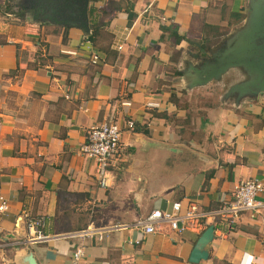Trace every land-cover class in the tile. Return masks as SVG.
I'll use <instances>...</instances> for the list:
<instances>
[{
	"label": "crops",
	"instance_id": "obj_1",
	"mask_svg": "<svg viewBox=\"0 0 264 264\" xmlns=\"http://www.w3.org/2000/svg\"><path fill=\"white\" fill-rule=\"evenodd\" d=\"M6 1L0 7V195L7 203L0 213V264H66L79 242L28 244L24 215L43 216L51 234L89 223L124 225L99 240L84 239L78 264H239L246 255L264 264V213L232 223L192 221L181 233L161 224L141 235L132 224L174 200L180 212L187 204L208 210L240 181L264 182V91H230L245 79L237 68L203 84L193 72L244 26L248 0H88L85 32L33 20V9L10 11ZM85 37L90 47L80 44ZM148 101L158 106L145 107ZM103 121L116 122L121 134L106 187L99 188L93 160L78 152L88 126ZM209 225L212 236L201 247L206 259L188 262Z\"/></svg>",
	"mask_w": 264,
	"mask_h": 264
},
{
	"label": "built area",
	"instance_id": "obj_2",
	"mask_svg": "<svg viewBox=\"0 0 264 264\" xmlns=\"http://www.w3.org/2000/svg\"><path fill=\"white\" fill-rule=\"evenodd\" d=\"M80 44L90 47L91 42L87 37L81 39ZM74 53V51H67ZM92 62L97 61V55L90 53ZM127 106L128 101L121 102ZM145 107L158 106L157 103L148 101L144 103ZM123 125L130 129L132 127L131 118L123 121ZM121 134V126L114 121H103L95 125L91 124L85 131L84 140L79 147V154L93 160L94 178L99 188L106 187L107 166L111 165V159L118 152ZM6 200L0 195V213L6 210ZM264 213V182L260 179L250 178L237 183L229 197L215 207L208 210H201L194 204H187L180 212L179 204L176 200L170 202L168 210L152 209L146 215L135 219L132 224L136 226L141 235L153 233L161 224H166L172 231L181 233L187 229L190 222L206 224L209 219L220 218L227 223L234 222L239 216L247 215L254 218L258 214ZM23 224L27 232L24 242L28 244L41 243L49 239H78L79 242L73 246L66 264H78L84 256V239L95 237L99 240L107 231L117 229L120 224H109L94 226L89 223L83 228L67 231L63 233L51 234L44 232L45 219L43 216L22 217ZM239 264H260L255 261L251 255H246Z\"/></svg>",
	"mask_w": 264,
	"mask_h": 264
},
{
	"label": "water",
	"instance_id": "obj_3",
	"mask_svg": "<svg viewBox=\"0 0 264 264\" xmlns=\"http://www.w3.org/2000/svg\"><path fill=\"white\" fill-rule=\"evenodd\" d=\"M45 1V0H43ZM62 5L52 7L45 15L49 19L58 20L59 25H69L87 30L88 0H60ZM231 42L222 50L212 52V60L204 62L193 70L197 77L195 83L203 84L212 77L220 75L228 68L243 71L245 79L233 84L229 90L239 95L254 94L264 91V0H248V13L244 26L239 28L231 37ZM212 236V226H207L198 236L191 248L188 262L196 263L206 259L207 252L201 247Z\"/></svg>",
	"mask_w": 264,
	"mask_h": 264
},
{
	"label": "flooded vegetation",
	"instance_id": "obj_4",
	"mask_svg": "<svg viewBox=\"0 0 264 264\" xmlns=\"http://www.w3.org/2000/svg\"><path fill=\"white\" fill-rule=\"evenodd\" d=\"M25 3L27 4L28 9H33V14L36 13V16L33 15V20L36 21H43V19L50 20L54 23H56L58 20L54 19H49L45 13L49 11L47 9V4L43 2V0H25ZM27 10V9H26Z\"/></svg>",
	"mask_w": 264,
	"mask_h": 264
},
{
	"label": "trees",
	"instance_id": "obj_5",
	"mask_svg": "<svg viewBox=\"0 0 264 264\" xmlns=\"http://www.w3.org/2000/svg\"><path fill=\"white\" fill-rule=\"evenodd\" d=\"M21 0H10L8 3H6L5 9H9L10 11L14 7L16 10H26L28 3L20 2ZM25 2V0H24ZM47 4V9L52 7L53 9H56L62 5V1L60 0H45L43 1ZM131 15L128 17L127 24L130 23Z\"/></svg>",
	"mask_w": 264,
	"mask_h": 264
},
{
	"label": "rangeland",
	"instance_id": "obj_6",
	"mask_svg": "<svg viewBox=\"0 0 264 264\" xmlns=\"http://www.w3.org/2000/svg\"><path fill=\"white\" fill-rule=\"evenodd\" d=\"M8 1H10V0H7L6 2H8ZM5 2V3H6ZM4 5V2H3V0H0V7L1 6H3ZM217 87V83H215V85H213V90L215 91V92H218V90H220V89H218V88H216ZM220 92V91H219Z\"/></svg>",
	"mask_w": 264,
	"mask_h": 264
}]
</instances>
